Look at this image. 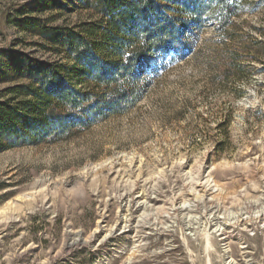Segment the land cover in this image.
<instances>
[{"label": "rangeland", "instance_id": "1", "mask_svg": "<svg viewBox=\"0 0 264 264\" xmlns=\"http://www.w3.org/2000/svg\"><path fill=\"white\" fill-rule=\"evenodd\" d=\"M254 1L228 31L190 37L184 57H159L125 114L0 152V264H264V0ZM16 17L92 20L78 0H0V93L60 61Z\"/></svg>", "mask_w": 264, "mask_h": 264}, {"label": "trees", "instance_id": "2", "mask_svg": "<svg viewBox=\"0 0 264 264\" xmlns=\"http://www.w3.org/2000/svg\"><path fill=\"white\" fill-rule=\"evenodd\" d=\"M54 4L57 0H44ZM92 20L70 29L34 17L15 21L36 30L60 61L27 68L29 82L0 93V152L57 142L141 97L139 85L161 56L182 58L190 37L206 27L228 31L254 0H78Z\"/></svg>", "mask_w": 264, "mask_h": 264}]
</instances>
